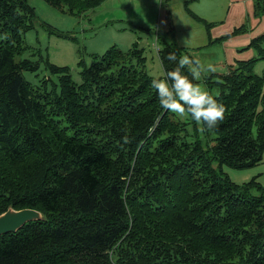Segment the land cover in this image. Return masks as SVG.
<instances>
[{"label":"trees","instance_id":"trees-1","mask_svg":"<svg viewBox=\"0 0 264 264\" xmlns=\"http://www.w3.org/2000/svg\"><path fill=\"white\" fill-rule=\"evenodd\" d=\"M45 1L79 17L107 0ZM37 19L28 0H0V214L44 216L0 236V264H264V185L223 172L263 160L264 35L257 57L202 77L226 109L202 133L161 108L138 42L80 60L77 83L70 67L25 57ZM157 51L164 76L169 53L192 57L167 36ZM41 61L57 82L26 79Z\"/></svg>","mask_w":264,"mask_h":264},{"label":"rangeland","instance_id":"rangeland-1","mask_svg":"<svg viewBox=\"0 0 264 264\" xmlns=\"http://www.w3.org/2000/svg\"><path fill=\"white\" fill-rule=\"evenodd\" d=\"M28 1L35 8L38 19L35 27L25 34V42L37 55L29 52L25 57L38 61L42 55L53 64L70 67L74 81L80 83V60L90 65L95 55L103 54L113 45L127 51L138 42L145 50L148 72L156 78H164L157 51L166 36L168 7L162 4L164 0H107L79 17L53 8L45 0ZM43 23L51 26L54 32H49ZM197 58L205 65L208 61L214 64L205 56ZM254 72L258 75L264 72L263 60L256 62ZM209 74L204 73L202 77ZM24 75L36 86L41 85L44 78L57 82V76L52 75L42 61L37 73L25 72ZM199 85L206 88L202 81ZM223 172L237 184L257 179L264 185V154L263 160L255 166L235 169L224 165Z\"/></svg>","mask_w":264,"mask_h":264},{"label":"crops","instance_id":"crops-1","mask_svg":"<svg viewBox=\"0 0 264 264\" xmlns=\"http://www.w3.org/2000/svg\"><path fill=\"white\" fill-rule=\"evenodd\" d=\"M186 1L170 0L166 6L168 39L187 48L192 57L211 59L218 74L255 56L249 46L264 35V12L260 11L264 0H194L190 13Z\"/></svg>","mask_w":264,"mask_h":264},{"label":"clouds","instance_id":"clouds-1","mask_svg":"<svg viewBox=\"0 0 264 264\" xmlns=\"http://www.w3.org/2000/svg\"><path fill=\"white\" fill-rule=\"evenodd\" d=\"M167 60L177 62V67L167 71L164 78H153L151 81L161 108L181 118L190 116L202 133L214 130L225 118V106L193 81H200L204 73H216L217 67L212 63L205 65L199 58L188 55L181 56L177 61L175 53H169ZM182 69L188 70L191 79L182 73ZM122 139L124 144L130 142L127 136Z\"/></svg>","mask_w":264,"mask_h":264},{"label":"water","instance_id":"water-1","mask_svg":"<svg viewBox=\"0 0 264 264\" xmlns=\"http://www.w3.org/2000/svg\"><path fill=\"white\" fill-rule=\"evenodd\" d=\"M42 220H44V216L40 211L9 208L6 212L0 214V236L16 233L26 224Z\"/></svg>","mask_w":264,"mask_h":264}]
</instances>
